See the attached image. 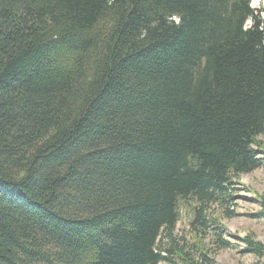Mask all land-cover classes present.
Wrapping results in <instances>:
<instances>
[{"label":"trees","instance_id":"1","mask_svg":"<svg viewBox=\"0 0 264 264\" xmlns=\"http://www.w3.org/2000/svg\"><path fill=\"white\" fill-rule=\"evenodd\" d=\"M262 136L252 0H0V264H218Z\"/></svg>","mask_w":264,"mask_h":264},{"label":"rangeland","instance_id":"2","mask_svg":"<svg viewBox=\"0 0 264 264\" xmlns=\"http://www.w3.org/2000/svg\"><path fill=\"white\" fill-rule=\"evenodd\" d=\"M252 7L256 11H262L264 0H252ZM260 139L264 143V136ZM240 183L243 186H237V200L232 207L236 216L231 219H223V224L228 229V239L233 243V246L220 251L216 260L218 264H264V257L258 258L253 254L246 253L244 244L237 240V238H245L252 234L256 242L264 245V218L253 216L261 210L258 196L264 193V163L258 170L241 175ZM186 212V210L182 211L181 221L177 225L175 231L177 239L184 238L188 232L189 217Z\"/></svg>","mask_w":264,"mask_h":264},{"label":"built area","instance_id":"3","mask_svg":"<svg viewBox=\"0 0 264 264\" xmlns=\"http://www.w3.org/2000/svg\"><path fill=\"white\" fill-rule=\"evenodd\" d=\"M176 21H178V19H175Z\"/></svg>","mask_w":264,"mask_h":264}]
</instances>
